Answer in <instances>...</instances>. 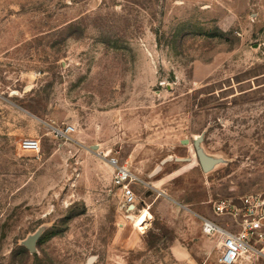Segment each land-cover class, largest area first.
Instances as JSON below:
<instances>
[{
  "label": "rangeland",
  "instance_id": "obj_1",
  "mask_svg": "<svg viewBox=\"0 0 264 264\" xmlns=\"http://www.w3.org/2000/svg\"><path fill=\"white\" fill-rule=\"evenodd\" d=\"M101 152L214 221L264 191V0H0V264H160Z\"/></svg>",
  "mask_w": 264,
  "mask_h": 264
},
{
  "label": "built area",
  "instance_id": "obj_2",
  "mask_svg": "<svg viewBox=\"0 0 264 264\" xmlns=\"http://www.w3.org/2000/svg\"><path fill=\"white\" fill-rule=\"evenodd\" d=\"M52 130L56 137L68 138L67 134L75 129L66 126ZM20 148L36 155L41 152L40 141L36 139L23 140ZM99 157L113 168V187L121 193L127 218L132 217L138 202L133 188L136 177L109 153L101 152ZM211 210L218 220L200 217L201 229L218 242V264H252L264 257V191L218 198L212 201Z\"/></svg>",
  "mask_w": 264,
  "mask_h": 264
},
{
  "label": "crops",
  "instance_id": "obj_3",
  "mask_svg": "<svg viewBox=\"0 0 264 264\" xmlns=\"http://www.w3.org/2000/svg\"><path fill=\"white\" fill-rule=\"evenodd\" d=\"M70 134L68 133L67 136L69 137ZM100 167L106 171L110 184L113 185V168L108 163ZM162 169L161 167L158 173ZM131 173L136 177L133 188L140 204L135 205V211L132 217L128 218V222L135 225L133 218L145 211L148 212L146 224L151 219H160L158 229L161 234L152 235V241L147 245L148 253L158 249L160 254H156L160 264H205L204 260L207 255L217 254L218 256L217 240L206 236L201 229L200 217H210V209L202 213L182 203L163 187L162 178L154 179L151 178L154 177L151 174L145 177ZM122 212L120 211V214ZM160 245L162 247L159 249ZM262 258H257L252 264H261V260H264Z\"/></svg>",
  "mask_w": 264,
  "mask_h": 264
},
{
  "label": "water",
  "instance_id": "obj_4",
  "mask_svg": "<svg viewBox=\"0 0 264 264\" xmlns=\"http://www.w3.org/2000/svg\"><path fill=\"white\" fill-rule=\"evenodd\" d=\"M204 139V135L201 134L194 138L193 146L195 150V156L198 159L200 167L204 173H208L212 171L216 166L225 163V160L222 158L214 157L206 153L202 146V142ZM172 159L167 158L166 160L162 161L161 164H165L166 162L171 161ZM161 170V166H158L155 171L151 174L154 176ZM46 229V226L39 228L34 234L28 236V238L22 241V245L25 246L28 251L32 254L37 253V242L40 239L42 233Z\"/></svg>",
  "mask_w": 264,
  "mask_h": 264
},
{
  "label": "bare ground",
  "instance_id": "obj_5",
  "mask_svg": "<svg viewBox=\"0 0 264 264\" xmlns=\"http://www.w3.org/2000/svg\"><path fill=\"white\" fill-rule=\"evenodd\" d=\"M108 152V151H107ZM147 218H148V212H144V213H142V215L140 216V217H138L137 219H135V223H136V225L137 226H139V227H144V225L146 224L145 222H146V220H147ZM134 219V218H133ZM149 220V219H148ZM149 227V226H148ZM144 228H142V230H143Z\"/></svg>",
  "mask_w": 264,
  "mask_h": 264
},
{
  "label": "flooded vegetation",
  "instance_id": "obj_6",
  "mask_svg": "<svg viewBox=\"0 0 264 264\" xmlns=\"http://www.w3.org/2000/svg\"><path fill=\"white\" fill-rule=\"evenodd\" d=\"M139 204H140V203H139V202H137L136 206H139ZM134 210H135V206H134Z\"/></svg>",
  "mask_w": 264,
  "mask_h": 264
}]
</instances>
